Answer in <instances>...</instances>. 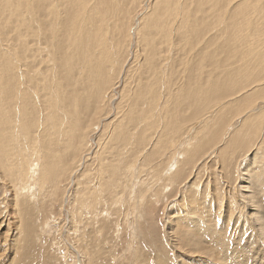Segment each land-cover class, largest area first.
<instances>
[{
  "label": "bare ground",
  "instance_id": "obj_1",
  "mask_svg": "<svg viewBox=\"0 0 264 264\" xmlns=\"http://www.w3.org/2000/svg\"><path fill=\"white\" fill-rule=\"evenodd\" d=\"M233 1L0 0V179L12 187L14 210L30 212L37 195L55 197L67 177L69 184L76 185L79 202L72 203L73 217L77 214L83 219V212L95 219L100 212L94 213V208L102 206L100 211L108 215L119 198L131 196L138 170L143 173L151 164L160 167L155 169L160 170L154 179L157 185L162 191H171L180 179L188 178L197 161L206 166L207 159L211 158L210 163L216 158L219 167L237 161L238 178L226 177L224 169H219L221 179L235 187L231 201L227 199V215H222L227 221L222 220L219 229L217 223L214 226L213 207L219 216L224 205L209 199L212 208H208V193L193 191L198 185L192 182L182 190L177 204L184 212L175 215L167 234L175 231L178 243L199 251L204 264H264V197L260 194L264 165L258 156L249 165L234 160L238 159L235 151L241 152L236 142L242 132L241 120L244 128L254 121L257 130L264 132V85L233 101L231 109L234 115L239 114L234 120L230 119L234 115L228 116L232 112L225 109L229 100H223L244 88L242 83L264 79L258 75L264 72V51L255 53L246 45L250 39L256 42L264 31V4H260L264 0H240L230 10ZM141 4L144 9L133 11ZM197 56L209 63L215 78L204 79L194 68ZM178 62L182 72L175 69ZM115 81L123 84L118 100ZM248 100L250 106L240 109ZM108 107L115 111L111 117ZM102 115L107 123L99 134L91 117ZM88 157L93 165L87 164ZM204 169L209 170L210 165ZM218 183L214 179L211 186ZM216 188L210 191L213 200L221 195ZM142 192H137L138 198L145 195ZM140 200L139 204L144 199ZM236 200H243L241 208ZM122 206L120 209L126 205ZM236 209H244L242 223L247 228L242 231L247 236L249 230L250 235L247 245L237 242L239 249L233 250L234 240L230 245L231 237H226L227 225L239 223L240 217L238 221L234 218L239 213ZM78 222L76 225H81ZM25 223L28 229L31 223ZM257 241L260 245L253 251ZM222 242L225 248L218 246ZM181 247L179 244L184 253ZM158 261L167 264L163 258Z\"/></svg>",
  "mask_w": 264,
  "mask_h": 264
},
{
  "label": "rangeland",
  "instance_id": "obj_2",
  "mask_svg": "<svg viewBox=\"0 0 264 264\" xmlns=\"http://www.w3.org/2000/svg\"><path fill=\"white\" fill-rule=\"evenodd\" d=\"M237 1L239 2L240 0H234L231 3V5L228 6V8L230 10L233 9L238 3ZM153 2L154 0H148L147 3L151 4ZM260 4H264V1H260ZM142 9H144L143 4L140 5V8H135L133 11L137 12ZM129 11L131 12V9H129ZM130 16H131L130 17L131 19L132 12ZM253 17L251 20H253ZM130 24H131V21L129 20V25ZM135 25L136 23H134L133 28H129L130 33L133 31ZM254 29L255 27L252 30ZM263 33L264 31H262V33H260L256 39L258 41L256 42L260 44V47L262 48L258 47L256 42L250 39V40H247V43H246V45H250V47L248 48L249 51H252L255 53L264 51V34ZM197 45L198 44H196V49H198V46H199ZM199 54L202 55V52H199ZM130 56L129 58L132 57ZM193 66L194 68L200 70V73L202 74V77L204 79L216 77V75L210 71L209 63L206 61H203L202 58H200L199 56H197V58L194 59ZM175 69L178 70V72H182L184 70L181 63L179 62L176 64ZM250 71L253 72L252 70ZM258 75L259 77L262 78L264 77V72L260 71ZM255 76L257 75L255 74ZM114 77H115V73L113 72L110 74L111 81H113ZM128 78L130 77L128 76ZM117 81L113 82V86H115L114 84ZM252 81L251 80L247 81L248 85H246L245 83H242L240 87L244 86V88H242L238 93L234 94L235 96L231 95L223 99V100H226V99L229 100V103H226V108H225L226 110L228 109L227 112H230V111L232 112L228 115L229 117L233 116L235 113L234 110L231 109L233 108L232 103L234 100H239V99L242 100L244 97L249 95L252 91L258 88H261V86L264 85L262 84L264 82V79L260 80L259 82L258 81L252 82ZM196 85L197 84H194L193 86L195 87ZM122 86H123L122 81H120L119 83H116V86L114 88V96L117 100L119 98L118 92H121ZM115 101L116 100H114V102ZM250 101L251 100L244 102L243 106H240L239 108L243 109L247 107ZM113 111H114L113 109L108 107L107 115L111 117L115 113V111L114 112ZM237 117H239V114L234 115L230 119L234 120ZM105 118H106V115H102L100 117H96V116L91 117V121L93 125H97L99 129L98 130L99 134H101V131H103L104 129V125L107 123ZM243 120L240 121V126H239V130H242V132L239 134V136L236 137V142L239 145L241 152H237L238 149L235 151L234 157H237L238 159L235 158L234 160L241 159L239 162L249 165L250 160L253 159V157L258 156L259 157L258 160L260 161V163L264 165V132L260 133L257 130L258 126L254 124V121H252L251 124H249L246 128H244ZM262 129H264V126ZM89 143H91V141ZM204 147H206L205 144L203 145L202 148ZM202 153H203L202 151L198 152L197 154L198 160L202 156ZM78 158H79V155L76 156V161L78 160ZM88 158L89 159H86L87 164L93 165L94 161L90 160L91 157H88ZM261 158H262V161H261ZM210 159L211 158L207 159L208 164H206V166H204L205 162L200 163V161H197L196 165L192 169H190L191 174L187 176L188 178H186L185 180L184 179L185 176H184L182 179H180L179 183H177L178 187H177V184L174 186V187H177L178 189L175 188L174 190L171 188V191L168 188L162 191L160 187L157 185L156 181L154 180L156 174H158L157 172L160 171V170H155V169L160 168L159 166H157V164L156 165L151 164L152 165L151 167L153 169L149 168L147 171H143V173L142 172L140 173V169H139L138 170L139 173L137 177L135 178V180H137L135 181L136 184L134 186V189L135 190L137 189L136 192L134 193L135 191L134 190L131 196L125 195L123 197L124 199L119 198L116 205H113L110 211H108L109 212L108 215L105 214L106 211H100L101 209L102 210L104 209L102 208V206H99V208L97 207L98 209L94 208L93 209L94 213L100 212L101 214V215L99 214L101 218H99L100 217L99 215L97 216L99 220L97 219V217L95 218L96 222L94 219L95 216L92 217L91 215H89L90 216L89 217L88 215H86L88 217H85L83 212L81 215L83 219L85 217L84 220L81 219V217H79V215L77 214H75L74 216L75 218L73 217L71 213L72 203L74 202L79 203V202L76 201V196H77L75 194L76 185L75 183L69 184L70 181L69 179H67V177L64 178V180L66 179L65 181H62L61 183L62 186L60 185V190L57 192V195L55 197H52V198L50 197L51 198L50 199L47 196L45 198H42V196L40 197L38 195H37L38 196L37 198L36 196V199L33 201L32 204L38 207V211L32 205L30 206L32 207L31 209L32 211L30 210V212L26 211L20 214L14 210V200H13L14 195L11 190L12 187L7 183L8 181L6 182V180H3L1 178L0 179V206H1L0 207V264H159L158 263L159 258H163V261L165 260V263L167 264H178L179 258L181 259L180 261L181 264H204L202 262V260L204 259L203 258L204 256H202V254L199 251H193L189 248V246L184 245L181 242L178 243V239L176 237L175 231H170V234L168 235L167 227L171 226L174 223L172 219L177 218L175 217V215H179L181 214V212L182 213L184 212L183 211L184 207L181 208L180 206H177V204L179 203V200H180L179 197H181L182 195V190L185 191L186 188H189L190 183L192 182L198 185V190H196L197 188L192 187V189L194 188L193 191L194 190L196 192L199 191L198 194H202L205 192L208 193V199L206 200L207 201L206 206H208V208L210 209L212 208L208 205V204L211 205L210 202H213L215 204L219 202L220 206L224 205L223 211L221 212V210H219V212L221 213L219 214V216H217V213H215V211L217 210V207H213L214 211H212V215H214V217L217 218V220H215L214 226L217 223L216 227L218 228L219 226L218 224L223 225V221L224 222L225 220L227 221V217H226L227 212H228L227 204L229 203L228 202L229 200L231 201V199H229L231 195L235 193V192L232 193L233 192L232 190H234L235 187H234L233 182L228 185L226 181L221 179L222 174L219 172V169L220 168L224 169L223 170L224 173L227 174L226 177L231 176L232 178L233 177L238 178L236 174L238 171V166L235 165L237 161H234L232 166H231V163H227L231 166V168L229 169L228 167L230 166L228 165L226 167L222 165L223 168L219 167L218 161L216 160V158H213L214 160L212 159V161L209 163ZM213 162H216V163H213ZM243 164H241V167H243ZM209 165H210L209 170L204 169ZM212 165H214V169L211 167ZM234 166H235V169H233ZM200 167H201V171H199ZM228 170L229 171L231 170L230 171L231 173H229ZM90 172L92 173L91 169H90ZM183 173L186 174L184 171ZM194 177L195 178L197 177V178L195 179ZM139 178L145 182V183L142 182L144 186L140 185L141 181ZM214 179H215V183H217V181H219V183L215 184L214 186H211ZM227 180L228 182H231V178L230 179L227 178ZM234 180L236 179H233V181ZM182 183H185V187L181 186ZM238 184H239V181L237 180L235 184L236 187ZM89 185L90 187H93L92 186L93 183L91 184V181ZM138 185L140 189H138ZM155 185L158 187H155ZM141 186L143 187V189ZM146 188L149 191V192L147 191L148 192L147 195L145 193ZM150 188L151 189L153 188L152 191ZM215 188L218 190V192L219 191L221 192V195L225 194V196L221 197L220 195L218 197V200H213V197L210 195V191H212V189L215 190ZM262 188H261L260 194H261V197L263 198L264 189L262 191ZM144 189L145 191H143ZM204 189L206 191H202ZM228 189L230 192L227 191ZM226 191L228 192L227 194H226ZM137 192L138 193L142 192L146 196L143 195L142 197L139 196L138 198L139 194L136 195ZM261 192H263V194ZM64 197H65V202L62 201V199L64 200ZM125 198L128 200H126ZM130 198H133V200ZM140 199H144V200H142V202L139 204V202L141 201ZM209 199L212 201H210ZM106 200H109V199H106ZM136 200H137V205H136ZM201 201L202 200H200V202ZM241 201L243 200H236L237 202L236 205L240 206L239 208L242 207L240 203ZM41 202L43 204H41ZM66 202L68 203L66 204ZM132 202L135 203L136 208H134V205L132 204ZM127 203L131 204L130 207L129 205L127 206ZM117 204H119L120 207H118ZM122 205H124L125 207ZM114 206L115 207L117 206V207L114 208ZM121 206L124 208L120 209ZM140 208H142L143 210ZM96 210L97 212H95ZM35 211L38 213H35ZM111 211L113 214H111ZM237 211L238 210L236 209L235 213ZM241 211H243V213L245 214L244 209H239L238 215H235L236 217L234 216V218H236L237 221H238V218L240 217L239 223L236 222L235 226L233 227H232L233 224H231L230 226L227 225V236L228 237H226V239L227 238L230 239L229 237H231V240H229L230 245H233V243L231 242L232 240H234V246H236V249L233 246L234 247L233 250L239 249L238 243L240 246L247 245L248 243H247L246 238L247 237L249 238V235H250L249 230L246 231L245 233L247 236H244L243 234L242 230H246L244 227L247 228V224L245 223L246 225L243 227L244 224L242 222L244 221L245 217L243 216L245 215H243ZM25 213H27L26 216H25ZM224 214L226 215L224 216V219H223L222 215ZM26 217L28 218V220ZM102 217H106V219L104 218L105 225H103L104 219ZM107 217L110 219H108ZM241 217H243V220ZM76 218L77 219L79 218L80 220L79 219L77 220ZM87 218H90V220ZM72 219H76L75 220L76 222L79 221L77 224H81L80 221L83 220L84 224L77 226L76 222L74 223L72 222L74 221ZM240 219L242 221H240ZM23 220L25 222L31 223L28 225L29 231L26 228V226H24L25 222H23ZM91 222H93L92 223L93 225H91ZM225 224L226 223H224V225ZM41 225L44 227L43 229L41 227V229L43 230L42 232H41V229L40 231L38 230ZM98 225L99 227H97ZM107 225H108V228H107ZM241 226L243 227V229ZM25 228L27 229L28 232L26 231ZM97 228H100L101 231ZM232 228L234 229V231L231 230ZM215 231H213L212 233L214 234ZM234 233L235 234L237 233V234L235 235ZM80 236H82L83 238ZM214 236H217L216 232L213 235V237ZM238 238H241V239H238ZM241 240L243 243H241ZM212 241L214 242L213 239ZM179 244L182 245L181 249L183 247L185 248L183 250L184 253L181 252L182 250L180 251ZM224 244L225 243H223V245H220V243H218V246L225 248V246L227 245L224 246ZM259 245L260 244L257 241V244L254 245L255 249L253 248L252 250L253 251L256 250V248Z\"/></svg>",
  "mask_w": 264,
  "mask_h": 264
}]
</instances>
